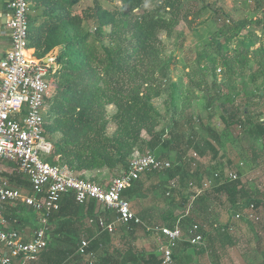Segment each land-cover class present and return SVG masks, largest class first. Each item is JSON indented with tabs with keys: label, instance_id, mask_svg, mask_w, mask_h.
<instances>
[{
	"label": "trees",
	"instance_id": "obj_1",
	"mask_svg": "<svg viewBox=\"0 0 264 264\" xmlns=\"http://www.w3.org/2000/svg\"><path fill=\"white\" fill-rule=\"evenodd\" d=\"M28 1V45L34 50L33 55L37 59H44L58 49L56 70L49 77V92L46 96L49 108L45 113L44 130L52 144V152L45 158L47 163L66 168L83 180H88V173L89 181L92 182L98 180V174L104 171L111 176L127 171L135 152H149L165 161L175 153L169 169L145 175H164L172 185L170 190L175 188V183L172 184L175 179L179 180L180 185L193 188L195 191L188 206L190 210L196 200L205 206L208 195L204 192L212 190L218 199L224 197L231 204L234 214L251 204L264 211V200L258 199L244 185L238 170H232L237 173V179L226 178L221 182L219 177H225L228 172L219 171L216 164L220 158L216 147L220 135L208 126L212 120L210 112L205 120L198 119L210 137L203 139L201 144H195L193 138L185 141L184 133L193 129L191 117L183 121L174 118L168 129L158 130L160 114L153 101L168 91L170 105L174 107L178 95L186 98L190 95L189 90L181 91L177 83L170 82L166 89L165 82L169 79L172 61L163 58L165 47L159 38L161 32L170 36L180 22H188L190 11H185L184 0H158V11L146 14H142L140 9L144 0H117L119 5L112 10L96 2L81 11L76 9L81 0ZM251 1L254 5L251 10L262 12V17L254 22L255 28L262 32L260 36L252 31L249 36L238 39L249 21H229L227 24L228 16L224 11H213L217 20H222L219 32L210 39L214 52H200L195 64L201 71L210 70L215 82L219 75L228 76L232 82V76H243L248 70L249 79L244 83L246 87L256 85L258 81L264 85V0ZM200 2L202 7L209 8L205 0ZM199 15L200 12L195 13L192 20ZM86 24L90 25L89 29H86ZM250 60L255 63L253 70L249 67ZM254 96L260 102L264 97L262 92H257L238 103L239 96L233 94L220 101L221 118L226 127L238 126L249 136L263 139L264 143V113L248 109L253 106ZM109 106L115 109L112 116L107 113ZM191 149L202 157L210 156L215 165L206 170L188 156ZM203 171L206 173L202 175ZM9 180L11 183L21 181V186L27 188L24 195H32L31 184L22 175L14 174ZM139 180L122 192L124 199L132 198L140 189ZM206 181L211 182L210 188L199 192ZM12 204L17 205L21 214L24 213L23 220H28L31 212L35 214L31 217L36 220V231L39 213L21 200ZM98 215L108 220L116 216L108 210L98 211L95 201L79 204L73 192L63 194L59 210L49 216L46 233L48 247L37 258L40 264H162L163 256L159 252L146 255L138 251L136 242L141 237L139 231H143L145 236L158 237L156 250L160 243L167 244L161 236L148 230V226L173 227L178 224L185 231L192 224L200 226L205 246H192L183 232L182 241L172 246V264H191L194 261L193 254L197 253H211L217 258L219 250L235 244L232 237L234 231L229 229L232 226L235 230L234 220L225 225L215 224L207 232L200 222L185 220L187 216L183 220L179 218L174 223L161 225L152 224L142 212L136 215L144 225H117L115 232L119 226L120 236L116 238L115 232L98 233L97 228L90 223ZM11 219L13 221L14 217ZM242 221L254 224L245 219ZM185 222L188 224L185 225ZM257 226L264 232V224ZM83 240L89 241L85 255L78 251ZM189 248L194 249L193 254L187 253ZM260 252L261 264H264V248ZM90 253L94 258L88 257Z\"/></svg>",
	"mask_w": 264,
	"mask_h": 264
},
{
	"label": "rangeland",
	"instance_id": "obj_2",
	"mask_svg": "<svg viewBox=\"0 0 264 264\" xmlns=\"http://www.w3.org/2000/svg\"><path fill=\"white\" fill-rule=\"evenodd\" d=\"M96 2L109 10L119 5L117 0H113V2L110 0H81L76 9L80 11L84 10L92 7ZM205 2L209 3V8L202 7L200 0H184L183 7H185V11H190L188 22H180L170 36H167L165 32L159 34V38L165 47L162 56L165 60L170 59L172 61L169 79L165 82L166 89L170 82L177 83L181 91L186 92L189 90L190 95L187 98L178 95L174 107L170 105L168 91L153 101L154 106L160 114V126L158 130L168 129L174 118L183 121L191 117L193 129H189L184 133L185 141L188 138H193L195 144H201L203 139H210V137L207 131L202 129L198 119L205 120L210 112L212 120L208 126L220 135V142L216 144L220 152V158L216 161L218 170L224 173L238 170L244 185L254 192L258 199L263 201V139L249 136L238 126L226 127L221 118L222 108L219 106V102L233 94L239 96L237 98L238 103L243 102L247 97L255 95L257 92H262L264 95V85L262 81H258L256 85L250 84L249 87H246L244 83H247L249 79L248 70L243 76L237 74L232 76V82L228 76L223 75H219L215 82L210 70L201 71L195 64V60L200 52H214L210 46V39L222 27V20H217V16L213 13L214 10L220 9L225 12L226 16H228L226 18L227 24L229 21H234L235 23L249 21V25L241 30L238 39L249 36L252 31L259 36L262 35V32L257 30L254 25L257 18L260 19L262 17V12L258 11L255 13L251 10L254 6L251 0H205ZM159 4L158 0H144V4L140 8L141 13H155L158 11ZM199 12L200 15L197 19L192 20L193 15ZM85 27L89 29L90 25L86 24ZM227 33L230 34V31H227ZM233 42H236V40ZM249 67L252 70L254 69L255 63L253 60H250ZM216 97L219 98L213 103ZM48 108L49 104H47V110ZM248 109L249 111H263L264 113V97L262 102H260L254 96L253 106L248 107ZM107 113L109 116H112L114 110L108 109L107 107ZM113 129L114 127L112 126L111 130ZM205 151L207 152V150ZM188 156L197 161L206 170H210L215 165L211 161L210 156L205 155L202 157L194 149L188 152ZM174 158L175 153H172L171 158L166 161L171 164ZM192 166L194 169L195 163ZM204 173L206 172H201L202 175ZM120 174L111 176L105 172L98 174V180L92 182L104 185ZM148 176L149 178L143 186L147 190V196L136 202L143 209L148 206L153 208V215H151L153 218L150 221L152 224L166 225L174 223L179 218L183 220L187 216L185 220L191 221L194 219L200 222L207 232H210L215 224L225 225L233 220L234 212L231 204L224 197L218 199L212 190L204 192L208 195L204 202L205 206H202L203 202L196 200L190 210L188 206L191 201L190 197L193 191H195L193 188L190 189L188 186H182L179 180L175 179L176 181L173 180L172 182L175 183V188L170 190L169 187H171V184L164 175ZM87 179L89 180V174ZM20 188L27 191L24 185L20 186ZM168 192L170 193L169 195H167ZM134 206L132 203V207ZM20 210L22 211L21 208ZM134 210L137 212L135 207ZM169 213L171 215L170 217H166V219L162 217ZM22 215H24L23 212ZM31 219L32 217L29 215L27 221ZM187 224L185 222V225ZM235 226L236 228L235 230L233 229L234 233L232 234L233 240L235 241L233 246L219 250V257L217 258L211 253L193 254L194 249L189 248L187 253L193 254L194 258L191 264H261L262 255L260 251L264 248V232H261L256 224L243 222L242 220L237 221ZM118 227L114 234L116 238L120 236ZM139 234L141 237L136 242L139 252L146 255L159 252L156 250L158 237L153 235L145 236L143 231H139ZM31 264H40V262L37 260Z\"/></svg>",
	"mask_w": 264,
	"mask_h": 264
},
{
	"label": "built area",
	"instance_id": "obj_3",
	"mask_svg": "<svg viewBox=\"0 0 264 264\" xmlns=\"http://www.w3.org/2000/svg\"><path fill=\"white\" fill-rule=\"evenodd\" d=\"M29 13L28 0L8 1L6 18L11 45L0 61V264H13L15 261L28 264L37 260L48 247L46 233L49 216L59 210L61 196L70 192L74 193L79 204L92 200L102 210L115 213L113 220L98 215L90 221L98 233L113 234L117 225H144L131 203L122 197V192L142 175L162 172L171 166L170 162L160 160L149 152H135L127 171L121 172L107 184L99 185L77 178L68 169L52 166L45 161L52 152V144L44 130L46 96L49 92V77L56 70V63L55 58L37 59L29 56ZM5 165H10L12 173L22 175L29 181L32 195H22L10 185L3 176ZM215 176L219 177L217 174ZM237 177L236 172L229 171L225 177L219 178L223 182L226 178L234 180ZM210 185V181L204 182L199 192L210 188ZM17 200L40 215L38 228L30 240H24L15 230L4 228V210ZM243 219L256 225L264 224V211L251 204L233 216L236 222ZM146 228L167 242L166 245L160 243L158 248L163 256L162 264L173 263L172 246L182 241L183 232L192 246H205L198 224H192L186 231L178 224L173 227ZM229 229L233 230L234 227L230 226ZM88 246L89 241L83 240L79 253L85 255ZM88 257L94 258V255L90 253Z\"/></svg>",
	"mask_w": 264,
	"mask_h": 264
},
{
	"label": "crops",
	"instance_id": "obj_4",
	"mask_svg": "<svg viewBox=\"0 0 264 264\" xmlns=\"http://www.w3.org/2000/svg\"><path fill=\"white\" fill-rule=\"evenodd\" d=\"M9 0H0V61L4 58V55L6 53V51L10 48L11 45V41H10V31L7 27V4H8ZM34 50L32 48L29 47L28 49V54L31 57H35L33 55ZM58 54V49H56L54 52L48 54L45 58L47 57H51V58H55ZM44 58V59H45ZM113 109L115 112L114 107H108V109ZM3 176L8 180V182L10 181L8 177L10 176H14V174L16 173H12L11 172V167L10 165H5L3 167ZM107 171H104L102 173H105ZM108 173V172H107ZM88 175V173H86V176ZM149 178L148 175H142L141 179L139 180V184L138 187L140 188L139 190H137L136 194H134L132 196V198H129V202L133 203V206L135 207V209L137 210V212L133 210L137 213V214H141L142 212H145L146 216H147V220L151 221V219L153 218L151 215L153 208L151 207H146L145 209H143L142 207L139 206V204L136 201H140L144 198H146L147 196V190L144 189V184L147 181V179ZM11 186L17 188L19 191H22V188H20L21 186V181L19 180H15L14 183L9 182ZM23 192H26L25 190H23L22 192H20L21 194ZM24 195V194H22ZM17 205L16 204H12V205H8L4 211V217L6 219V226L4 227L5 229H12L17 231L18 233L21 234V236L23 237L24 240H30L32 239L35 229H36V220H34L33 218L30 221L27 220H23L22 218V214L19 212V210H17ZM97 208L98 211L101 210V207L97 204ZM35 215L34 213H30V216ZM14 217V220L12 221L11 217ZM18 217V218H17ZM163 218L166 219V217H168V215H164L162 216ZM15 219H18L17 221ZM13 264H20L18 261H15Z\"/></svg>",
	"mask_w": 264,
	"mask_h": 264
}]
</instances>
